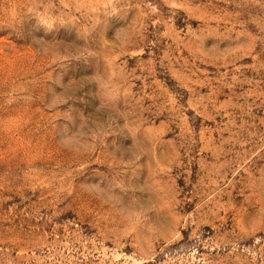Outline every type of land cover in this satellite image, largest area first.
Returning <instances> with one entry per match:
<instances>
[{
  "label": "rangeland",
  "instance_id": "1",
  "mask_svg": "<svg viewBox=\"0 0 264 264\" xmlns=\"http://www.w3.org/2000/svg\"><path fill=\"white\" fill-rule=\"evenodd\" d=\"M0 264H264V0H0Z\"/></svg>",
  "mask_w": 264,
  "mask_h": 264
}]
</instances>
